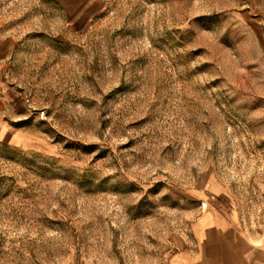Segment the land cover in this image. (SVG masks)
I'll list each match as a JSON object with an SVG mask.
<instances>
[{
    "label": "rangeland",
    "instance_id": "rangeland-1",
    "mask_svg": "<svg viewBox=\"0 0 264 264\" xmlns=\"http://www.w3.org/2000/svg\"><path fill=\"white\" fill-rule=\"evenodd\" d=\"M3 37L0 264H164L221 195L260 227L264 0H0Z\"/></svg>",
    "mask_w": 264,
    "mask_h": 264
},
{
    "label": "crops",
    "instance_id": "crops-1",
    "mask_svg": "<svg viewBox=\"0 0 264 264\" xmlns=\"http://www.w3.org/2000/svg\"><path fill=\"white\" fill-rule=\"evenodd\" d=\"M15 42L0 38V73L12 56ZM17 92L0 80V135L10 131L5 120L7 106L19 107ZM2 117V118H1ZM225 194V193H224ZM226 195V194H225ZM229 197V196H228ZM226 196H219L223 206L206 209L196 220L188 238L177 239L169 249L164 264H264V211L258 229L243 226L238 208L229 197L234 211L224 206Z\"/></svg>",
    "mask_w": 264,
    "mask_h": 264
}]
</instances>
